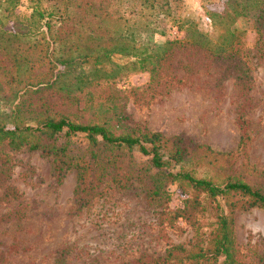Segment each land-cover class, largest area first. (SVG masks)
Listing matches in <instances>:
<instances>
[{
    "label": "rangeland",
    "instance_id": "1",
    "mask_svg": "<svg viewBox=\"0 0 264 264\" xmlns=\"http://www.w3.org/2000/svg\"><path fill=\"white\" fill-rule=\"evenodd\" d=\"M54 1L17 0L2 19L4 95L44 69L43 40L54 45L57 57L73 58L125 42L120 36L130 32L131 47L149 56L147 68L168 55L156 84L147 69L131 65L133 58L112 53L102 66L74 65L43 93L49 112L68 114L82 124H101L113 133L141 127L165 138L181 137L190 162H195L190 167L198 173L221 167L264 192V4L259 7L263 35L254 30L257 4L250 8L254 3L246 0H168V16L149 10L140 0H71L69 18L42 33L28 16L34 8L59 15L60 5ZM234 3H244L248 16L229 25L235 29L230 42L224 39L228 25H212L208 14H220ZM99 14L107 19L100 22ZM178 22L183 29L178 30ZM186 29L202 34V48L167 45L182 38ZM230 51L231 59L222 60ZM240 125L247 140L244 154L238 156L234 151L242 135ZM41 143H67L68 155L74 157L86 151L82 136L41 138ZM204 147L233 155L213 159L204 154ZM2 150L10 156V169L0 176V264H145L161 257L169 245L193 252L205 244L211 230L210 219L195 217V222L178 219L165 227L166 237L159 235L154 204L146 202L142 185L123 173L127 165L141 167L145 161L136 153L122 156V167L115 170L119 184L109 167L88 206L76 209L74 169L57 182L50 158L40 150ZM201 156L208 166L196 161ZM167 188L165 207L174 211L187 195L174 184ZM231 217L238 264H264V210L234 211Z\"/></svg>",
    "mask_w": 264,
    "mask_h": 264
},
{
    "label": "trees",
    "instance_id": "2",
    "mask_svg": "<svg viewBox=\"0 0 264 264\" xmlns=\"http://www.w3.org/2000/svg\"><path fill=\"white\" fill-rule=\"evenodd\" d=\"M17 0H0V40L3 34L2 19H6ZM237 2V0H234ZM254 4L249 7L257 11L253 20L255 33L263 35L262 10L259 9L264 0H246ZM141 5H146L149 10L168 16L170 7L168 0H140ZM244 3H234L226 6L220 14L209 13L208 18L212 25L233 23L237 17L248 16V9ZM60 5L59 15L53 11H40L36 8L31 10L29 19H35L36 29L41 28L42 33L48 32L57 21L63 22L69 18L71 0H55L53 5ZM253 13V15H254ZM250 15V14H249ZM102 22L107 19L101 14L97 15ZM216 19V20H215ZM225 19V20H220ZM4 22V21H3ZM39 25V26H38ZM190 28V26L188 25ZM98 28H101L99 26ZM178 30L183 29L181 23H177ZM192 29V28H190ZM187 30V29H186ZM185 31V30H184ZM188 32V33H187ZM225 40L233 41L235 29H226ZM122 40L108 49H101L94 53L83 54L73 58H61L55 55V47L48 41L42 48V59L45 61L44 69L31 76L30 80L23 84L13 93L4 95L0 87V176L6 175L10 169V156L3 153L2 148L7 152H16L20 148L27 151L40 150L44 156L50 158L54 178L59 182L64 173L69 169L76 172V187L74 192V206L81 209L88 206L93 198L91 192L97 189L102 182V177L109 175L108 168L111 167L114 174L112 180L117 184L120 180L115 176V170H119L124 162L122 156L136 153L145 158L141 167H125L123 173L134 177L143 187V196L146 202L154 204L158 232L161 237H166L165 227H171L173 222L182 219L183 221L195 222V217L210 219L211 230L207 235L205 244L202 247L195 246L193 252L184 250L180 245H169L161 257L148 260L145 264H167L173 261L175 264H238L234 257V237L232 233V214L234 211L259 208L264 210V192L250 186L238 175L230 174L221 167L212 166L214 170L198 173L195 166L190 167V156L183 145L181 137L165 138L160 133L148 132L141 127L128 128L121 133H113L101 124L78 123L72 120L68 114H53L48 110L46 97L43 93L66 76L76 64H89L93 67L102 66L110 62V55L117 53L122 57L133 58L132 66L138 63L140 70L147 69L150 74V82L156 84L160 78V72L165 66L161 62L166 57L162 56L158 64L147 68V54L136 53L130 42L133 36L125 31L120 36ZM42 39V38H41ZM227 43V42H226ZM195 46L202 48V34L195 30L185 31V35L178 41L167 42L173 46ZM165 52V51H164ZM163 52V53H164ZM233 53L230 51L222 58L229 61ZM174 80H177L174 78ZM46 103V104H45ZM242 135L238 146L234 151L235 155H243L247 136L243 133V126H239ZM66 138L82 136L85 138V153L79 157L68 155L67 143L59 146L53 143L45 145L41 138L56 140L58 137ZM207 156L229 160L233 155L231 152H212L204 147ZM114 152V153H112ZM198 163L208 166L202 162V156L196 160ZM195 165V164H193ZM174 184L183 194L187 195L181 207L174 211L166 209L165 205L170 199L168 185ZM122 185V184H120ZM123 187V186H122ZM9 192L13 190L8 188Z\"/></svg>",
    "mask_w": 264,
    "mask_h": 264
}]
</instances>
